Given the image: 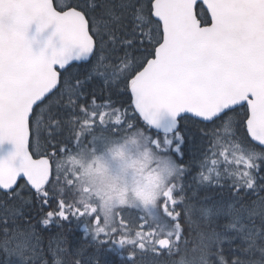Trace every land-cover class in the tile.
Instances as JSON below:
<instances>
[{"label":"snow or ice","instance_id":"1","mask_svg":"<svg viewBox=\"0 0 264 264\" xmlns=\"http://www.w3.org/2000/svg\"><path fill=\"white\" fill-rule=\"evenodd\" d=\"M34 23L39 30L54 25L64 47L51 55L34 54L26 39ZM73 48L78 49L75 56ZM96 81L129 91L147 130L122 118L120 109L109 110L107 102L98 104L91 87ZM161 109L171 116L166 127L158 119ZM241 109L244 115L237 120ZM189 114L207 122L201 131L207 135L211 128L214 138L211 148H196L203 156L202 199L209 202L198 208L185 202L176 181L186 169L173 158L183 161L185 156L180 119ZM33 123L35 135L47 132L49 146L56 147L40 159L29 152ZM132 129L141 130L152 150L167 158L165 170L175 178L149 215L142 213L135 222L121 212L101 217L78 196L75 177L59 162L92 143L98 132L119 136ZM65 131L70 135L64 137ZM4 143L15 150L0 160V190L21 205V192L34 190L44 229L75 220L98 249L122 250L121 261L135 264L137 248L179 251L182 222L191 229L198 216L197 226L204 223L209 229L200 233V254L182 256L178 264H208V245L226 239L240 241L242 252L258 250L264 257V0H97L61 7L53 0H0ZM0 223L6 237L0 247L19 258L6 264H35L39 238L34 227L17 229L8 238L7 217ZM217 256L225 264L220 252ZM232 264L250 262L237 257Z\"/></svg>","mask_w":264,"mask_h":264},{"label":"trees","instance_id":"2","mask_svg":"<svg viewBox=\"0 0 264 264\" xmlns=\"http://www.w3.org/2000/svg\"><path fill=\"white\" fill-rule=\"evenodd\" d=\"M57 7L66 6L69 3H80L81 5L87 4L91 5L97 0H53ZM199 10V5L197 6ZM73 71H79L78 68H73ZM92 88L95 89L96 101L100 105H105L107 102L108 109L118 108L124 115L122 118H128L133 120L137 127H145L140 123L137 117L134 115L130 106V94L129 91L124 90L121 85L117 88L115 85L111 87L103 85L100 81L92 83ZM88 103H91V97L88 98ZM244 115V109L239 110L236 119L239 120ZM205 124L194 121L190 118L180 120V128L182 134L185 137V144L183 146L185 156L183 161L179 157L173 154V158L178 164L185 167L186 171L183 176L178 180V185L184 189L185 202L195 205L197 208L203 205H208V201L202 199V193L205 185L200 183L199 173L201 171L199 161L203 159L196 148L203 144L206 148H211V144L214 140L212 136L211 128L207 129V135L201 129ZM32 131L30 132V145L29 150L33 157H44L45 155H50L52 151L56 150V147L49 146L48 144V133L42 132L41 136L38 138L35 135V124L33 123ZM135 130V129H132ZM146 130V129H145ZM126 133V132H125ZM124 133V134H125ZM105 134L106 136H112L107 133H96L95 135ZM121 134L120 136H123ZM70 133L65 131L63 133L64 137L69 136ZM225 135V134H222ZM39 143L40 147L37 148ZM55 145V141L52 142ZM91 143L87 146L70 153L65 156L59 163L63 172L69 173V169L75 166L72 162L73 158H88V150L91 149ZM110 152V151H109ZM108 152V153H109ZM194 153L195 156H194ZM210 154V153H209ZM155 156L158 159H162L159 154L155 152ZM196 162H191L193 160ZM76 160V159H74ZM75 174V184L74 190L78 196L82 199L85 204H91L95 208L99 205L95 200L96 193L89 189L87 179L81 176L79 169H74ZM22 184V182H20ZM190 186V187H189ZM193 192L196 193L193 196ZM25 203L21 205L18 201L14 200L12 197H6L0 193V217H7V223L9 225L8 233L9 237L11 233L17 229L23 231L30 225L34 227L37 237L39 238V244L37 245V252L35 254V264H56L59 260L60 264H128L127 261H121L119 252L122 250L109 252L106 250L107 246H101L99 249L96 243L91 239V237H84L83 231L77 226L75 220L70 224L65 222L62 228L50 227L44 229L39 220L43 215L41 205L36 199L35 194H32L27 189L21 192ZM255 198V197H254ZM55 207V204L52 205ZM156 210V203L154 205ZM15 213V215H14ZM121 213L124 215L125 219L132 220L135 222L141 213L135 211L122 210ZM201 220L198 216H193V221L199 222ZM193 223L191 229L188 227L187 223L182 222V227L184 229V236L180 242L179 251L174 250L172 254L165 252H153L150 249L140 250L136 249V255L134 257L135 264H178L182 256H187L192 258L193 256H199V247L201 244V232H208L206 224ZM226 222V221H225ZM257 224L259 220L257 219ZM219 230V229H218ZM229 236L231 233L228 234ZM5 231L3 224L0 223V242L5 239ZM187 241V243H185ZM35 243V240H34ZM240 241L224 240L220 245L211 243L206 249V256L208 264H219V257L217 253L220 252L223 255L225 264H232V261L239 257L241 260L249 261L250 264H264V257L258 250H253L252 252H242L240 251ZM246 247V245H244ZM133 246H126L124 250V255L129 254V249ZM42 254V256H41ZM19 259L17 256L10 255L2 247H0V264H6V261H14Z\"/></svg>","mask_w":264,"mask_h":264},{"label":"rangeland","instance_id":"3","mask_svg":"<svg viewBox=\"0 0 264 264\" xmlns=\"http://www.w3.org/2000/svg\"><path fill=\"white\" fill-rule=\"evenodd\" d=\"M148 144L139 129L129 130L123 136L96 135V139L91 143V149L88 150L89 157L80 158L82 162L74 160L77 158H73L72 162L76 164V168L72 166L69 172L74 177V169H80L81 176L87 179L91 193H96L98 203H100L98 197L102 198L104 196L108 186L105 175L95 172L97 165L102 166L103 173L108 178L119 181L123 187L131 190L142 182L141 169L146 162H149V149L151 147L144 150ZM163 161V158L158 159L155 154L152 155L149 162L150 169L153 172L163 174L165 169ZM152 163L155 164V167L151 166ZM129 199L131 201V197ZM97 200L95 201L97 202ZM154 205L155 203L151 206L143 207L139 203L131 202L129 207L122 209L135 211L139 214L141 213V215L143 213L147 216L150 212L155 211Z\"/></svg>","mask_w":264,"mask_h":264},{"label":"clouds","instance_id":"4","mask_svg":"<svg viewBox=\"0 0 264 264\" xmlns=\"http://www.w3.org/2000/svg\"><path fill=\"white\" fill-rule=\"evenodd\" d=\"M154 154L155 152L150 148L149 162L150 157ZM163 159L167 158L163 157ZM149 162H146L141 169V184L131 190L123 187L119 181L108 178L106 174L103 173L102 166L97 165L95 172L100 175H105L108 186V190L105 192L104 196L102 198L98 197L100 203L96 209L101 217L105 214L110 216L115 215L119 209L129 207L131 202L139 203L143 207H148L158 202L160 193L168 182L175 178V173L168 175L165 169L163 174L153 172L149 167ZM151 166L155 167V164L152 163ZM129 197H131V201ZM151 197H155V199Z\"/></svg>","mask_w":264,"mask_h":264},{"label":"water","instance_id":"5","mask_svg":"<svg viewBox=\"0 0 264 264\" xmlns=\"http://www.w3.org/2000/svg\"><path fill=\"white\" fill-rule=\"evenodd\" d=\"M26 39L30 42L33 53L37 55L40 54L41 52H44L46 55H51L53 49L59 51L61 48L64 47L63 41L61 40L59 34H56V29L54 25H50L49 27L43 30H39L37 25L34 23L29 27V30L26 34ZM77 53H78V49L73 48L72 50L73 56H75ZM81 62L83 61L81 60ZM73 63H75V61H73ZM130 105L136 117L144 125V122L139 118L138 113H135L134 111V106L132 105V101H131V94H130ZM189 118L201 123H207V122L199 121V118L191 117L190 114H189ZM158 119L160 120L161 125L165 127L171 122V116L169 115L166 109H161L159 111ZM30 138H31V134L29 136V144H30ZM14 150H15L14 146L11 143H4L0 145V160L9 159L10 156L14 153ZM40 158H34V159H40ZM20 182L24 183V181H18V183ZM30 192L34 194V190ZM0 193L3 194V190H0ZM160 251H166V250H160Z\"/></svg>","mask_w":264,"mask_h":264}]
</instances>
